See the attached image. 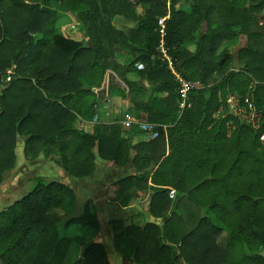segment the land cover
<instances>
[{
  "label": "trees",
  "instance_id": "1",
  "mask_svg": "<svg viewBox=\"0 0 264 264\" xmlns=\"http://www.w3.org/2000/svg\"><path fill=\"white\" fill-rule=\"evenodd\" d=\"M60 13L76 17L86 44L61 33ZM167 15L166 47L176 70L203 85L184 112L158 51V22ZM117 16L137 28L118 30ZM241 36L248 44L234 55ZM109 71L129 91L111 76L109 95L148 93L131 111L167 127L159 138L135 142L139 128L117 121L96 123L92 132L77 127L80 118L97 115L106 96L97 91ZM231 95L243 106L251 99L259 129L229 112L216 118ZM263 134L264 0H0V186L17 167L20 139L27 161L55 156L72 179L91 178L98 159L130 168L107 199L126 207L132 191L149 194L159 222H110L113 249L127 262L264 264ZM35 181L31 193L0 212V264H64L75 242L83 248L74 264H110L107 247L93 242L101 231L93 201L76 216L72 187ZM72 227L77 235H68Z\"/></svg>",
  "mask_w": 264,
  "mask_h": 264
},
{
  "label": "rangeland",
  "instance_id": "2",
  "mask_svg": "<svg viewBox=\"0 0 264 264\" xmlns=\"http://www.w3.org/2000/svg\"><path fill=\"white\" fill-rule=\"evenodd\" d=\"M68 19H71L73 21L72 22L73 25H76V23L78 22L75 16L60 13L58 16V20L56 22V27L61 31V33H65V34L69 33L68 32L69 26H66L67 25L66 23L69 22ZM119 22H124L125 24L129 26L133 25L132 22L126 20L124 17L117 16L114 20V26H116L118 29H124L123 27L119 25ZM130 33H131V30L129 31V34ZM242 47H244V44H240V48ZM235 52L236 50L234 51V53ZM9 72L13 74V71L10 70ZM106 76L107 77L105 79L109 80V75H106ZM199 85L203 87L201 83H199ZM113 98L114 100L116 99V101L119 103L120 98L122 97L119 95L118 92H115L114 94H112L111 98H108V100L106 99L104 101L103 99L98 100L97 115L101 117L99 122H104L103 114H105L106 112H117L116 115H118V113L119 115H121V113L124 114L127 111L126 109L129 108L125 106L124 103H119L115 105ZM88 121L90 123L92 119L91 118H80L77 122V127L85 131L86 130L85 125L83 126V124H87L86 122ZM17 155H18L17 167L15 168L14 171L10 172L6 176L5 182L0 186V212L6 210L10 205L20 200L24 196L28 195L29 193H31L37 184V182L35 181L36 178H46L49 181L56 180V181L63 182L65 184L67 183V185H73L74 189H76V191L78 192V210L75 215L79 216L82 212V205H84L83 203L93 198V191L89 190L90 188H93V190L96 191V197H99L101 194H104L105 188L114 179H118L117 176L115 175L113 176L114 178H110V175H109L111 174L110 172H113L115 168L114 165L103 162L100 159H98L97 161L98 163H97L96 173L90 179L82 181V182L66 177L67 176L66 173L56 163L58 159L55 156H53L51 159H45L44 157H41L40 159L35 160V161H27L24 156V142L22 139L19 140ZM98 179H100L101 182L93 185L92 182L97 181ZM78 182H81V183L77 185ZM83 182H84V185L87 186L86 187L87 189H84L85 186L84 187L80 186L81 184L83 185ZM106 203L109 206H111V203L109 202L108 199L106 200ZM108 219L109 220L118 219V215H113L109 217ZM144 222H145V219H143V223ZM78 228L72 227L70 232H68V235H70V233H72L71 235H74V234L77 235L78 232L75 229H78ZM90 238H93V235H91ZM82 248L83 247L81 246L79 242L73 243L71 245V248L69 250V253L66 257L64 264H74L77 261L80 252H82Z\"/></svg>",
  "mask_w": 264,
  "mask_h": 264
},
{
  "label": "crops",
  "instance_id": "3",
  "mask_svg": "<svg viewBox=\"0 0 264 264\" xmlns=\"http://www.w3.org/2000/svg\"><path fill=\"white\" fill-rule=\"evenodd\" d=\"M140 11V10H139ZM115 20V19H114ZM67 22V21H66ZM73 21L70 19V23H68L66 26H69V33L65 34L63 33L65 36L70 37L72 39H75L76 41H79L83 44H86L88 39L84 36V34L81 31V24L79 23V21L76 23V25H73L72 23ZM131 22V21H130ZM72 23V24H71ZM133 25H127L124 22H119V25L121 27H123L124 29H118L116 26V28L118 30L124 31L125 33H129V31L134 30L137 28V24L132 22ZM114 24V22H113ZM263 24V23H262ZM204 30H206V25L204 26ZM74 31V32H73ZM70 34V35H69ZM240 44H244V47L240 48ZM248 44V38L246 36H241L237 39L235 45L232 47V51L234 55H238L240 50L246 48ZM196 47L192 46L190 48L191 51H195ZM236 50V52L234 53V51ZM122 55L119 54L117 57L119 61H121V57ZM107 75H109V78L111 76H115L114 72L109 71L107 73ZM107 77V76H106ZM130 80H137V77L134 74H130L129 75ZM117 82L122 84V86L126 89V94H129L128 89L126 88L125 84L122 83V81L116 77ZM110 80V79H109ZM109 80L105 79L106 82H104L102 88L97 91V92H102L103 90L106 91V96L103 99V101L106 99L108 100V98H111L112 95H109V90H108V86H109ZM148 86V85H147ZM114 97V96H113ZM148 93L147 92H136L134 94H132L131 96H128V98L123 99L120 98L119 103H124L125 106L129 107L127 108L126 112L133 114L135 117L136 115L129 109L133 108V102H147L148 101ZM112 100V99H111ZM114 100V98H113ZM116 99L114 100L115 105L119 104L118 102L116 103ZM129 110V111H128ZM122 112V111H121ZM120 112V113H121ZM100 113V111H99ZM108 112H106L105 114H103V119L104 122L106 123H111V122H120L122 119V113L121 115H116L117 112H109L110 115H107ZM101 118V117H100ZM87 124H83V126L85 125V131L87 132H92L94 129L95 124L93 123V120L89 123L86 122ZM89 130V131H88ZM132 139L135 142H140L143 140H146L147 138L141 134V135H133ZM148 140V139H147ZM114 170L113 172H110V178H114L113 176H117L118 179H114L106 188H105V192L104 194H101L99 197H96V191L93 190V188H88L89 190L93 191V198H91V200L93 201L94 205L97 207V212H98V217L101 223V231L98 235H96V237L93 239V242L95 243H99V244H104L107 249H108V256H109V261L110 264H131L130 262H127L126 260L122 259L121 257H119L117 255V253L114 251L113 249V240H114V236H113V232H112V227L110 225V222L113 220H109L108 218L113 216V215H118V219L123 220L124 222H126V224L130 225V224H135L137 226H144L146 223H150V222H159V220L155 219L152 217V215L149 212V203H150V195L143 193V192H138L136 193V191H132L130 193V195L132 196V200L129 203L128 206L126 207H120L119 205H112L109 206L106 203L107 200V190L109 189V187L111 185H113L114 183H116L118 180H120V178H122L121 176H126L129 175L133 172V170L129 169H123V168H118L114 165ZM68 177V176H66ZM70 178V177H68ZM90 179V178H89ZM76 180V179H73ZM88 180V179H85ZM85 180H76V181H85ZM90 181V180H89ZM81 182H78L77 185H79ZM101 180L98 179L97 181L92 182L93 185H95L96 183H100ZM76 183V182H75ZM67 184V183H66ZM70 187H73V185H69ZM80 186L84 187V182L83 185L81 184ZM87 186H85L84 189ZM90 187V185H89ZM94 187V186H92ZM76 194L78 195V192L76 191V189H74ZM148 197V198H147ZM148 205H146V204ZM143 219H145V222L143 223ZM116 220V219H114ZM81 253V252H80Z\"/></svg>",
  "mask_w": 264,
  "mask_h": 264
},
{
  "label": "built area",
  "instance_id": "4",
  "mask_svg": "<svg viewBox=\"0 0 264 264\" xmlns=\"http://www.w3.org/2000/svg\"><path fill=\"white\" fill-rule=\"evenodd\" d=\"M169 19V15L162 18L158 22V32L160 35V43L158 51L160 53V56L163 61H165L168 65V68L171 70L172 74L175 77L176 82L178 83V97L180 102V108L181 111L184 112L185 110L191 108V98L190 95L193 91L197 89H201L202 86L199 85L197 82H192L186 80L178 71L176 70L174 60L169 54V51L166 47V36H167V26L166 22ZM139 69H143V66H139ZM228 107L229 109L221 108L220 112L216 115V118H219L220 116H223L227 112L230 114H234L238 118H240L242 121H244L246 124L253 126L256 129H259L260 123H261V115L257 111L254 103L251 101L249 97L245 99V106L242 105L241 100L235 96L231 95L228 99ZM107 115L109 116L110 113L108 112ZM100 116L96 115L93 123H99ZM123 125L125 129H131L135 126L139 128V130L142 132V134L148 139V140H155L159 138L160 130L163 128L164 130L167 129V127H162L158 124L154 123H144L141 122L137 117H135L133 114L125 112L122 115V119L119 122ZM261 141L264 142V134L261 137ZM170 198L175 199L176 198V191L174 189H171L170 191ZM184 264V263H183Z\"/></svg>",
  "mask_w": 264,
  "mask_h": 264
}]
</instances>
